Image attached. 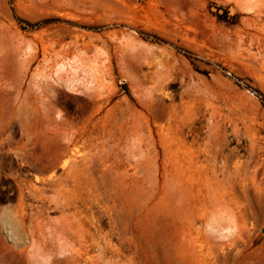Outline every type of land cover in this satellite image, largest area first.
I'll return each mask as SVG.
<instances>
[{"label":"rangeland","instance_id":"1","mask_svg":"<svg viewBox=\"0 0 264 264\" xmlns=\"http://www.w3.org/2000/svg\"><path fill=\"white\" fill-rule=\"evenodd\" d=\"M263 198L264 0H0V264H264Z\"/></svg>","mask_w":264,"mask_h":264},{"label":"bare ground","instance_id":"2","mask_svg":"<svg viewBox=\"0 0 264 264\" xmlns=\"http://www.w3.org/2000/svg\"><path fill=\"white\" fill-rule=\"evenodd\" d=\"M61 65H59V67H60ZM250 175H251V177H252V183H254V181L256 180V171L255 170H253V171H251V173H250ZM49 178V177H48ZM47 178V179H48ZM34 180L35 181H38V178H37V176H35V178H34ZM49 180V179H48ZM50 180H51V178H50ZM51 181H53V180H51ZM50 181V182H51ZM256 183H258L257 181L255 182V184ZM254 185V184H253ZM258 185V184H257ZM260 186V185H259ZM255 188H257V189H259L258 187H255ZM37 186H34L33 188H32V191H30V196L33 198V197H37L38 195H37ZM19 197H21V194H19ZM264 199V198H263ZM257 201V200H256ZM251 214H253V213H251ZM254 214H255V212H254ZM259 214H261L260 212H259ZM263 214V213H262ZM256 215H258V213L256 214ZM264 215V214H263ZM246 217V216H245ZM244 217V218H245ZM259 217H261L260 215H259ZM246 219H247V217H246ZM257 219H260V218H257ZM245 220V219H244ZM258 222V221H257ZM262 223H264V221L262 222ZM259 225L261 224V223H258ZM262 225V224H261ZM257 227V226H256ZM259 228V227H258ZM262 228V227H261ZM32 229V228H31ZM260 229V228H259ZM66 230V229H65ZM31 233H33L32 231H31ZM54 233V232H53ZM57 233V232H56ZM6 234L8 235V237L13 241V244H15L16 246L18 245V243L20 244V245H25V243L27 242L26 240H27V237L25 238L24 236L23 237H16L15 235H14V233L11 231V229L9 228V227H7L6 228ZM44 239V238H43ZM17 240H19V242L17 241ZM20 253H22L23 251H19Z\"/></svg>","mask_w":264,"mask_h":264},{"label":"water","instance_id":"3","mask_svg":"<svg viewBox=\"0 0 264 264\" xmlns=\"http://www.w3.org/2000/svg\"><path fill=\"white\" fill-rule=\"evenodd\" d=\"M213 9H215V8L213 7Z\"/></svg>","mask_w":264,"mask_h":264}]
</instances>
